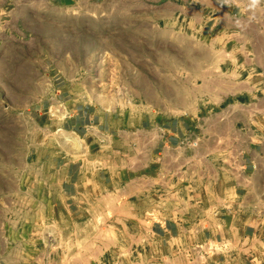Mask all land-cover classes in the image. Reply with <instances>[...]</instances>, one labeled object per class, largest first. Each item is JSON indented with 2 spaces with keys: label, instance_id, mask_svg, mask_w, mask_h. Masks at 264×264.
Instances as JSON below:
<instances>
[{
  "label": "rangeland",
  "instance_id": "374dc122",
  "mask_svg": "<svg viewBox=\"0 0 264 264\" xmlns=\"http://www.w3.org/2000/svg\"><path fill=\"white\" fill-rule=\"evenodd\" d=\"M144 2L88 0L73 11L49 0L0 4V264H130L136 251V264H146L144 239L158 209L193 199L177 194L180 184L193 187V156L183 166L171 161L168 186L158 178L150 191L143 149L136 153L118 129L204 118L218 129L207 140L221 144L232 127L241 139L240 122L223 114L232 100L204 98L231 90L218 66L230 55L155 25ZM77 107L104 116L109 135L91 151L106 173L103 194L85 198L76 213L84 223L73 227L50 173L59 155L85 156L82 140L62 127ZM129 239L143 240L130 247Z\"/></svg>",
  "mask_w": 264,
  "mask_h": 264
},
{
  "label": "crops",
  "instance_id": "0c3cea01",
  "mask_svg": "<svg viewBox=\"0 0 264 264\" xmlns=\"http://www.w3.org/2000/svg\"><path fill=\"white\" fill-rule=\"evenodd\" d=\"M49 1L70 11L82 9L88 2ZM98 1L103 0L91 3ZM144 1L152 11L146 18L155 25L176 35L203 38L210 42V50L230 55L218 66L225 69L231 90L216 91L204 98L232 100L223 114L235 125L240 122L235 130L241 136L234 140L232 127L225 130L221 144L207 140L206 132L218 129L202 122L204 118H198L193 125L178 119L118 129L119 139L125 142L127 135L128 145L136 153L143 149L150 191L158 178L168 186L173 176L169 171L171 161L183 166L185 157L193 156V173L187 174L194 181L193 187L180 184L177 190L182 200L185 196L193 199L185 201V206L180 202L175 208L166 205L158 209L159 219L150 225V239H144L145 263L264 264V3L250 9V0H234L231 6L223 7L218 0ZM4 3L6 0H0V4ZM84 109L74 108L62 127L82 140L85 156L59 155L50 173L54 193L73 227L84 223L76 213L83 212L84 204L89 203L85 198L94 193L102 195L101 189L105 188V170L91 151L100 147L109 133L102 126L104 116L89 115ZM192 129L191 139L197 144L190 150L186 136ZM157 166L163 169L159 174L154 171ZM136 178L134 175L130 180ZM138 240L143 239H129L130 247ZM141 256L136 251L130 264L138 263ZM117 262L116 258L113 264Z\"/></svg>",
  "mask_w": 264,
  "mask_h": 264
},
{
  "label": "clouds",
  "instance_id": "9594fccd",
  "mask_svg": "<svg viewBox=\"0 0 264 264\" xmlns=\"http://www.w3.org/2000/svg\"><path fill=\"white\" fill-rule=\"evenodd\" d=\"M218 3L220 4L221 7H223L225 5L231 6L232 3H234V0H218ZM262 3H264V0H250L249 8L255 9L259 5H261Z\"/></svg>",
  "mask_w": 264,
  "mask_h": 264
},
{
  "label": "bare ground",
  "instance_id": "6f19581e",
  "mask_svg": "<svg viewBox=\"0 0 264 264\" xmlns=\"http://www.w3.org/2000/svg\"><path fill=\"white\" fill-rule=\"evenodd\" d=\"M77 142V141H76Z\"/></svg>",
  "mask_w": 264,
  "mask_h": 264
}]
</instances>
